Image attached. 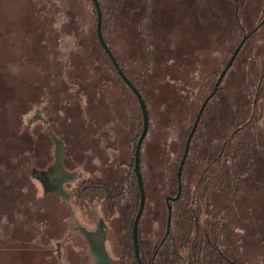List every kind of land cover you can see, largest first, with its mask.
Returning a JSON list of instances; mask_svg holds the SVG:
<instances>
[{
    "label": "rangeland",
    "instance_id": "1",
    "mask_svg": "<svg viewBox=\"0 0 264 264\" xmlns=\"http://www.w3.org/2000/svg\"><path fill=\"white\" fill-rule=\"evenodd\" d=\"M100 4L104 38L149 110L139 231L152 264L187 137L244 34L264 18V0ZM96 26L93 0H0V264H96L87 242L70 235L76 215L59 189L34 176L55 164L57 151L68 172L128 185L116 203L94 196L87 213L110 224L113 264H137L142 113ZM182 181L171 226L180 254H157L154 264H264V25L208 103ZM77 186L64 184L73 202Z\"/></svg>",
    "mask_w": 264,
    "mask_h": 264
},
{
    "label": "flooded vegetation",
    "instance_id": "2",
    "mask_svg": "<svg viewBox=\"0 0 264 264\" xmlns=\"http://www.w3.org/2000/svg\"><path fill=\"white\" fill-rule=\"evenodd\" d=\"M60 150H61V147H60ZM55 158H56L55 164L50 166L47 170L42 171V175L41 177H39V179L45 182L49 187L51 186L52 188H58L61 194L60 197H62L65 203L67 204V206L72 209V214L76 215V219L74 220L71 218L69 222V227L71 231L70 235H72L73 233H77L76 238H79L80 240H82V242L83 240L86 241L88 249H89L88 254H91V255H92L91 240L93 241V244L96 247H99L100 245L99 240L102 238L103 239V247H102L103 251L113 259V257L110 255L112 254L111 251L107 248V237L110 232V228H109L110 224L105 221L104 217H98L97 221L95 220V218H93V216L88 217L89 216V214L87 213L89 212L88 207L95 204L94 196H98V195H103L108 202L116 203L117 200L124 197V195L127 192L128 185L119 187V186H116V184L112 185L111 182L107 183L104 181L103 183L102 181H97V179L103 180V175L105 174L101 176L97 175L95 179L94 178L85 179L83 177V172L79 170H77L75 174L68 172L66 170L68 174L64 176L61 171L62 169L65 170V168L59 162L62 158L60 151H57V153L55 154ZM58 174H62V175L59 177ZM53 175H56V176L53 179H51V176ZM73 180L76 182V184L80 185V186H77V189H78L77 198L75 199L74 202L71 198V195L67 192V190L64 187L65 182H71ZM60 183L62 184V187L59 188ZM182 194H183V191H182ZM89 195H91L90 198H89ZM139 200H140V194H139ZM109 212L111 213V215H113L114 214L113 208H111ZM86 218H88V220H86ZM122 221L124 222L125 220L123 219ZM132 227H133V224H132ZM132 227H131V238H132ZM132 243H133V238H132ZM147 243H148L147 241L145 242L142 241L141 233L139 231V248H140V254H141L144 264H146L145 259H144V254H147V250H148ZM60 247L61 245H59L58 254H59V257L62 258L63 252H60ZM132 251L134 253V246H132ZM152 254H153V257L151 259L152 264L155 263L157 254H180L177 250V241L172 231L170 232V234H167V232L165 233L164 237L161 239L160 243L158 244V246L156 247V249L153 251ZM182 260L184 262L185 259H182ZM184 264L186 263L184 262Z\"/></svg>",
    "mask_w": 264,
    "mask_h": 264
},
{
    "label": "water",
    "instance_id": "3",
    "mask_svg": "<svg viewBox=\"0 0 264 264\" xmlns=\"http://www.w3.org/2000/svg\"><path fill=\"white\" fill-rule=\"evenodd\" d=\"M93 4L95 7L96 16H97L96 31H97L98 40H99L101 46L103 47L104 51L108 55L109 59L111 60L113 66L117 70L119 76L122 78V80L127 84V86L132 90V92L137 97V100H138V103H139V106L141 109V113H142V120H143L142 132L138 138V141H137V144L135 147L134 169H133V171L136 175V180H137L139 194H140V200H139L138 210H137L136 216L134 218V222H133L132 238H133V246H134V253H135L134 255H135V258L137 260V263L138 264H144L142 257H141V254H140V248H139V224H140V220H141V217H142V214L144 212L145 205H146V192H145V185H144L142 169H141V152H142L143 143L146 139V136H147L148 131H149V126H150L149 110H148L146 101L143 98V95L141 94L140 90L137 88V86L133 83V81L129 78V76L123 70V68L121 67L120 63L118 62L115 54L113 53V51L111 50V48L109 47V45L107 44V42L104 38V35H103V12H102L100 0H93ZM263 24H264V18H263V21L258 26H256L251 32L244 34L241 42L239 43V45L237 46V48L233 52V54L230 57V59L228 60L227 64L223 68L222 72L220 73V76L218 77V79L215 83L213 91L205 99V101L203 102V104H202V106H201V108L197 114V117L194 121V124L191 128V131L187 137L184 153H183V156H182V159L180 161L178 171H177V179H176L177 180V195L176 196L169 195L166 198V204H167V210H168V212H167V228H166L167 234H170L171 226H172V215H173L172 202H176V201L180 200V198L182 196L183 170H184L187 158L189 156L192 140L195 136V133L197 131V128L199 126V123L201 121L203 113H204L208 103L210 102V100L215 96V94L219 90L225 76L227 75L228 71L231 69L233 63L235 62L238 54L240 53L241 49L245 45L248 38L254 32H256ZM55 141L60 142L57 139H55ZM59 162L61 163V160ZM61 172L63 173L64 176L68 174V172L64 169H62ZM41 175H42V171H40V170H37L36 173L34 174L35 178H39V177H41ZM61 175L62 174H58L59 177ZM55 176L56 175L51 176V179H53ZM60 187H62L61 183L59 184V188ZM99 244H100L99 247H96L93 244V241L91 240V252H92V256H93L96 264H113V259L103 251V248H102L103 247V239L102 238L99 240Z\"/></svg>",
    "mask_w": 264,
    "mask_h": 264
},
{
    "label": "trees",
    "instance_id": "4",
    "mask_svg": "<svg viewBox=\"0 0 264 264\" xmlns=\"http://www.w3.org/2000/svg\"><path fill=\"white\" fill-rule=\"evenodd\" d=\"M262 21H263V19L261 20V22H262ZM261 22H260V23H261ZM260 23H259V24H260ZM263 25H264V24H263ZM263 25H262V26H263ZM257 26H258V25H257ZM262 26H261V27H262ZM261 27H260V28H261ZM260 28H259V29H260ZM129 78H130V77H129ZM175 183L177 184V180H175ZM176 194H177V192H176ZM181 198H182V197H181ZM181 198H180V199H181ZM178 201H179V200H178ZM176 202H177V201H176ZM225 258H227V257H225ZM229 261H230V260H229ZM231 263L236 264L235 262H232V261H231Z\"/></svg>",
    "mask_w": 264,
    "mask_h": 264
},
{
    "label": "crops",
    "instance_id": "5",
    "mask_svg": "<svg viewBox=\"0 0 264 264\" xmlns=\"http://www.w3.org/2000/svg\"><path fill=\"white\" fill-rule=\"evenodd\" d=\"M115 182V181H114ZM113 216V215H112ZM67 237V236H66ZM61 241H65V240H61Z\"/></svg>",
    "mask_w": 264,
    "mask_h": 264
}]
</instances>
